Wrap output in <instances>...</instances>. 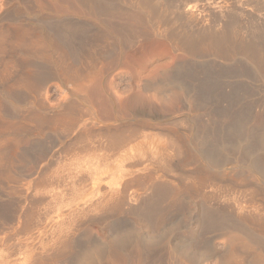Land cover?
Instances as JSON below:
<instances>
[{"label": "rangeland", "instance_id": "374dc122", "mask_svg": "<svg viewBox=\"0 0 264 264\" xmlns=\"http://www.w3.org/2000/svg\"><path fill=\"white\" fill-rule=\"evenodd\" d=\"M171 1H175L174 3L178 8L181 7L179 8L181 10L192 1H197L198 4L206 2V0ZM133 2L134 0H120L112 6L125 7L127 11L132 10L137 17L144 15L143 18H138L137 21L140 23L134 20L137 18L135 15L126 21L130 23L133 21L131 24L127 23L129 32L139 33L133 34L136 42H134L135 48L133 45L120 58L108 56L106 58L100 56L99 53L94 55L93 64L97 66L100 73L83 92L77 91L70 82L63 85L56 78L55 80L53 78L55 70L50 68L52 65H49L47 61L32 59L33 63L37 60L35 63L45 72L40 70L37 75L44 74L43 76L50 78L43 89H40L41 92L38 91V95L34 93L38 98L35 95L34 98L30 97V94H27L21 86L15 89L13 94L8 93L6 89L14 84L15 77L23 73L21 63L27 56L15 53L13 58L16 61L15 66L17 64L18 67L13 69L15 67L13 65L8 70L4 65L2 53H0V209L2 210L0 214L12 215L8 218L7 224L4 226L0 224V264H19V258H29L20 264H30L34 262V259L30 260L31 258L35 257L38 260L46 258L53 251V244L59 238L68 237L74 242L75 247L70 260L67 263L63 262L68 264L74 261L83 249L93 245H97L101 250H108L111 246V238L126 230L134 231L132 235H126V238L140 235L146 237V234H150L137 219L136 210L144 199L149 198L151 192L144 189V185L137 179L129 186V190L130 192L137 191L141 198L131 205H124L125 207L119 211L105 209L108 212L95 210L86 213L77 210L93 189L92 182L89 180L87 183H74L70 172H76L77 163L88 168V163L92 158H95L92 162H95V167L99 169L95 176L103 179L101 182L103 189L123 182L122 172L119 170V173L118 169H125L126 162L129 164L140 160L141 164L135 168L137 170L135 176L144 178L150 174L155 181L167 183L173 189L177 187L181 189L183 185H192V183L194 185V181H197L196 177L192 179L193 177L187 178L184 175L197 169H209L218 174L217 177L221 181L215 186L205 188V194H208L205 201H202L203 197L186 193L185 196L181 193L174 202L167 198L168 200H165L167 202L160 203L163 206L166 205L168 210L164 215L166 224L163 222L164 227L158 232L163 231L157 234V238L162 239V246L170 255H172L170 252L173 251V245L183 249L186 244L194 241L199 243L198 248L201 251L203 250L201 247L205 249L207 245H213L221 256L227 252L228 247L224 245L221 238L210 239L211 236L216 235V230L198 228L194 231L195 220L198 219L201 210L199 208L210 207L212 209L213 207L212 211H215V214L216 212L222 214V217L219 213L217 214L220 218L226 219L229 223L233 222L232 224L242 223L241 225L245 228L257 230L252 220L258 218L264 221V179L261 172L251 174L250 167L253 163L260 168L264 165V123H258L259 118L248 123L235 122V120H230V117L227 118L235 113L248 114L250 104L254 106V114L261 115L264 105L260 103L264 104L262 102L264 99L261 101L258 97H264V84L257 83V87L252 84L241 85L240 91L243 93L239 91L236 97L227 91L228 86L230 87V79L224 78L221 83L224 87L221 86L223 89L227 87V92L222 91L228 96L224 98L225 95L221 96V93L219 91L217 93V89L214 88L220 83H217L219 80H214L217 81L215 83L213 81L215 75H211L213 74L211 72L213 70L212 55L202 51L203 53L200 52L195 56L196 59L190 55L187 58V52L176 51L174 53L169 46L164 45L166 42H162L165 47L160 46L161 41L158 40V42L151 35L152 29L156 26L155 22L144 9H139L138 6L133 7L136 6ZM174 3H171L172 9L175 6ZM135 8L143 11H137ZM137 12H140L139 16ZM60 13L73 15L72 17L81 15L87 17V13L72 0H11L7 4L4 0H0V31L6 30L10 34H16L26 30L25 32L32 33L35 30L34 25L39 23L41 18L46 17L52 21V18ZM210 20L211 18L207 19L206 26L211 25ZM170 21L168 19L166 23L171 25L172 21ZM140 24L143 26H139ZM151 39L158 43L150 42ZM83 60L80 56L79 61L84 64ZM183 63L186 65H184L186 70L190 67L196 66L195 69L198 67L197 70H193L195 77L186 75L187 77H183L184 82L182 78H176L174 72H171L179 66L185 68ZM174 65L177 67H172ZM5 69H7L6 72ZM187 78L191 79L187 80ZM201 78H206V80ZM195 81L200 85L203 83L201 86L205 89L199 87ZM127 85L129 87L133 85L135 88H132L133 86L129 88ZM246 85L250 86L253 91ZM250 93H252L251 96ZM17 95L22 97L17 99L15 98ZM11 97L17 101L14 102ZM232 98L235 100L233 104L229 103ZM252 100L254 101L251 102ZM257 100L258 104H252ZM243 107H247L248 110L247 108L244 110ZM262 107L263 109H260ZM74 110H78L80 114L78 123L76 122L78 125L75 123L68 130L60 125L49 126L50 128L45 125L46 127L43 126L41 130L37 125L40 117L51 118L58 113L65 116ZM228 111H232V114H227ZM29 115L32 118H29ZM148 122L149 125H145ZM129 126H140L138 135L136 134L128 145L129 149L132 147L133 149L129 150L127 147L124 151L114 150L118 152L115 156H113L115 153L113 150H111L113 153H110L109 149L105 152L106 149H103L105 148L103 146L106 144L109 131ZM177 133L181 135L184 149L181 154L175 155L176 153L169 151L172 149L165 150L163 145L167 142L171 143L169 141ZM77 139L80 140L81 145L86 141L89 144L92 142L91 145L94 143L93 151L73 150L71 145ZM98 143H102L101 146ZM125 150L130 154L133 152V158L125 160L122 156ZM40 155L44 158H37ZM95 155L98 156L95 157ZM32 157L34 159H31ZM38 159L39 161H36ZM207 160L220 163L221 167L208 165ZM95 167L91 165L89 170H96L93 169ZM42 177L48 180L43 181ZM206 200H208L207 203L203 205ZM29 216L34 221L30 227L28 226ZM133 239L135 238L129 241ZM238 249L235 248V253L243 252L244 254L241 255L246 256L245 258H250L257 252V250H245L242 247ZM120 251L121 249L118 252ZM122 253L125 252L121 251L118 255L124 256L125 254ZM169 258H167L168 264H175L172 256ZM54 260L56 259H51L47 264H62L61 261ZM185 261L184 264H192V260ZM217 261V256L210 257L200 264H217ZM34 264L40 263L34 262Z\"/></svg>", "mask_w": 264, "mask_h": 264}, {"label": "bare ground", "instance_id": "6f19581e", "mask_svg": "<svg viewBox=\"0 0 264 264\" xmlns=\"http://www.w3.org/2000/svg\"><path fill=\"white\" fill-rule=\"evenodd\" d=\"M4 1L5 4H7L11 0H4ZM72 1L75 4L79 5L80 8L87 13V17L85 16L86 18L83 17L82 15L72 17L73 15L60 13L57 14V16L55 15L56 17L52 18V21H49L46 17L41 18L39 23L34 25L35 30L32 33L25 32L26 30L24 32L16 33V34H10V32L9 31L7 32L6 30L0 31V53H2L3 56L2 59L4 60V65L8 70L11 69L13 65L15 66L16 61L13 58L15 56V53H19L20 55L26 54L25 56H27L26 58H23V62L21 63V67L23 68V73H19L18 75L16 74L17 77H15L13 81L14 84H12L9 88L6 89L8 93L14 92V90L20 86L24 88V90H26L27 94L28 93L30 94L29 95L30 97L33 98L35 94L38 95L39 92H41L43 87L47 84L48 79L50 78L43 76L44 75L43 73L45 72H43L41 70L42 68H40V66L35 63L37 60H41V61L45 60L48 62L49 65H52L50 68H54L55 71L53 73L54 77L53 75L51 77H53L54 79L56 78L63 85H67V83L70 82L75 86V89L77 91L83 92L90 85V83L96 80V77L100 73L97 66L93 64L94 55L99 53L100 56L106 58L108 57L120 58V56L126 53L127 50H130L133 45L135 48L136 42L133 34H139V33L135 32V30L133 31L135 33L129 32L127 25L129 21L126 22L135 14L134 12H132V10L129 11L128 9L127 11L126 9H124L125 7L119 8V6L117 7L112 6L113 3H115L116 1L119 2L120 0H114L115 2L112 0H72ZM170 2L174 3L175 1L173 2L170 0L168 3V0H134L133 2L136 4V6L133 7L138 6L137 8L144 9L146 13L149 15V17H151V19L155 22L156 26H154V28L152 29L151 35L155 37V40L161 41L160 46L163 45L162 42H166V44L164 45L169 46V49L172 50L174 53L176 51L187 52L188 54L187 58L190 55V57L196 59L195 56L200 54V52L202 51H206V53L208 52L209 54H211L212 55L211 63L213 65V70L210 67L212 70L211 72H213V74L211 75H215V78H217L215 79L212 77L213 81L219 80L218 82L217 81L216 82L220 83L216 85L214 88L217 89L216 90L217 93L218 91L221 93V96L225 95L224 98L227 96L225 93H223L224 90H225L224 92L228 91L230 92V94L237 97V94L241 92L240 91L241 85L252 84V86L257 87L258 86L257 83L264 84V0H209V1L206 0V2L202 4L201 3L198 4L199 2L197 3V1L195 2L192 1V3H188L183 10L179 9L181 7L178 8L175 3H174L175 4L174 8L177 9L173 10L174 8L172 9V5ZM137 11H143V10H137ZM139 13L137 14L138 16ZM143 16H144L143 14L140 17L136 16L137 18L135 17L136 19L134 20L136 22H139L137 21L138 18L141 17L143 18ZM87 18L90 19L87 20ZM209 18H211L210 20L211 25L206 26L205 22ZM168 19L172 21L171 25H168L166 23ZM121 20L125 22H120ZM92 21L95 23H93ZM160 22L162 23L161 25ZM131 23H133V21ZM134 24L137 25L136 23ZM139 26H143V25L140 24ZM144 27L146 26L144 25ZM144 37L145 36H143V38ZM153 40L151 39L150 42H153ZM158 42L154 41L153 43H158ZM80 56L84 59L83 60L85 62L84 64L83 62L79 61ZM185 56L186 55H184V57ZM123 57H125V55ZM32 59H37V60L33 63L34 60ZM184 65L185 63H183V66ZM16 66L18 67L17 64ZM16 66L13 67V69L17 68ZM172 67H177V66L174 65ZM195 67L196 66H194L193 68L190 67L188 70H186V67L183 68L179 66L176 69H172L174 71L171 72H174L175 74L174 76L176 78L178 79L182 78L183 80L182 79L180 80L184 82L185 79L183 77H187L188 75L195 77L193 70L198 69V67L197 69H195ZM7 69H5V72L7 71ZM40 70L43 72L42 73L43 75H37V72H40ZM9 75L12 74L9 73ZM224 78H227L228 80L230 79L231 82L230 87L228 86L229 90L227 91H226L227 87L225 86L226 88L223 89L222 88L223 85L221 84ZM188 79L191 78H187V80ZM201 79L206 80V78H201ZM132 84L135 85L133 82ZM198 84L199 83H197V85ZM201 85H203V83ZM201 85L199 84V87ZM147 86L144 87L146 88ZM179 86H183V85H179ZM201 87L205 89L203 86ZM254 87H252V89ZM132 88H135V86H133ZM248 88L251 90L250 86H248ZM183 89L185 90V88ZM132 91H137V90H132ZM185 91L187 92V90ZM7 92L5 91V93ZM242 93L243 92H241V94ZM252 93H250V96ZM247 94L248 92L246 93V95ZM253 94H255V92ZM37 95L35 96L37 97ZM20 97L22 96L19 97L18 95L15 96V98L17 99H20ZM15 98L13 99L11 97V100L15 102L16 100ZM258 98L261 101L262 99H264V97L263 98L258 97ZM27 100L29 99L27 98ZM184 100L182 101L185 103ZM254 100H252L251 102H253ZM234 101L235 100L232 98L230 99L229 103L233 104ZM256 102H258V100L252 104L254 105L258 104ZM262 102H264V100ZM260 104L264 105L263 103ZM248 105L249 104H247V106ZM233 106H235V104ZM240 107H242V105H240ZM246 108L247 107L245 108L243 107L244 110ZM248 108H250L249 109L250 112L247 111ZM248 108L246 110L248 114H242V113L232 114L231 113L232 111H228L229 113L227 114L231 113L232 115L227 116V118L230 117V120L232 119L235 120V122L239 121L242 123L243 121L248 123L250 121H253V119L259 118L258 120L260 121L262 120V122L260 121L258 122V120H254V121L258 123H264V113H263L264 110L262 111V114L260 113L261 115L257 116V114H254L255 110L253 105L250 104ZM260 109H263V107ZM224 115L226 118V114ZM32 116L29 115V118H32ZM79 117L80 114L78 110L68 112L65 116L64 115L62 116L61 113H58V115L51 118H46V117L38 118L37 125L41 130L46 126L49 127L53 125L56 126L60 125L65 130H68L76 122L78 123L77 120H79ZM77 123L76 125H78ZM147 124L149 125V122L146 123L145 125ZM140 126L122 127L114 131L110 130L109 135L106 139L107 141L105 140L106 144L103 142V145L105 144V146H103L105 147L103 149H106L105 152L107 151V149L110 150V153H113L111 152V150L113 151L114 150L124 151V149L127 150L130 141L135 138L134 136L136 134L138 135ZM85 130L87 131L90 129H85ZM182 141L183 140L181 138V135L177 133L174 135L173 139L169 141L171 143L167 142V144L163 145V148H166L165 150L172 149L169 151H173L174 153H176L175 155L181 154L182 150L184 149V145ZM79 143L80 140L77 139L76 142L71 145V148H73V150H78L79 152L82 151L88 152L89 150L93 151L92 145H94V143L92 145H91L92 142L89 144V142L87 143V141L82 145L81 143L80 144ZM98 144L101 146L102 143H98ZM130 149H133V147ZM126 150L125 153L122 154L124 159L128 160V158L129 159L133 158L132 156L133 152L132 154H130V152ZM42 153L41 155L44 156V154ZM115 154H118V152H115L113 156H115ZM41 155L39 157L37 156V158L45 157V156L42 157ZM144 155H146V153ZM91 156L93 155L91 154ZM97 156L98 155H95V157ZM31 159H34V157H32ZM94 159L95 158H92L91 162L89 161L88 168L87 167L85 168L83 164L76 162L77 163V167L75 166L76 172L74 171H71L72 173L70 172L71 174L70 177L72 178L73 181H75L74 183L82 184V183H87L89 180L92 182L93 189L87 194V197L84 200L82 206H79L77 210L86 213L95 210L101 212H108L105 211V209L119 211L125 207L124 205H131V203H134L135 201H138L141 198V195L137 193V191L130 192L129 190V186L132 185V182L135 179L140 180V183L144 185L143 186L144 189L150 191L151 194H149L150 195L148 196L149 198L144 199L140 203L138 209L136 210L138 217L137 219L139 220L140 224H142L143 228H145L147 231L150 232L149 234L150 236L148 234H146V237H143L142 235L140 236L138 235L139 237L128 236L129 239L135 238L133 239V241L131 240L129 241V239L126 238V235H132L134 233L133 230L129 229L126 230L124 233L118 235L116 234L117 236L114 235L111 238V246H109L108 250H101L97 245H93L87 249L86 248L83 249L75 257L74 261L72 262L70 261L69 263L71 264H168L169 262L167 258L172 256V259L175 260V264H184V262H186L185 260L187 261L192 260L191 261L192 264H200L202 262L204 263L205 259L217 256L218 258L217 264H264V221L258 218L252 220L253 224L257 227V230L248 227L245 228L241 225L242 223L232 224L233 222L229 223L226 219L220 218V216L217 215L219 212H216L215 214L214 213L215 211L214 212L212 211V209H214L213 207L212 209L210 207L199 208L201 209L200 214L197 217L198 219L195 220L196 225L193 229L194 231H196L195 229L198 230V228L211 229L214 231L216 230L215 231L216 235L211 236L210 239L221 238L224 245L228 247V250L227 252L225 251L226 253L224 255L221 256L218 253V251H216L213 245L208 246L207 244H205L207 245V247H205V249L204 247H201L203 248V250L202 251L199 250L200 249L198 248L199 243L197 241L186 244L183 249H179L177 245L176 246L173 245V251L170 252L172 253V255H170L166 253L165 248L162 246L163 245L162 239L159 240L157 238L158 236L157 234L158 233L161 234L160 232L163 231L161 230L158 232V230L163 229L164 227L163 225L166 224L164 221V215L168 210V207H166V205L163 206L160 203L162 201H165L167 198L172 199V202H174L175 199L178 197V195L181 193L184 194L186 193L187 195L193 194L197 197H203V200L202 199L200 200L205 201L204 199H206L208 196V194L207 195L205 194V188L212 185L215 186L216 184H218L217 182L221 181V179L217 177L218 174L215 173L214 171L202 168V169H197L196 171L191 172L187 175L181 174L184 175V177L186 176L187 178L193 177L192 179H194V177H196L195 179H197V181L195 182L193 180L194 185L192 183V185L191 184L183 185L184 187L182 186L181 189H178L179 187L173 189L167 183L155 181V179H153L149 173H148L149 175H147L144 178L143 176H138V177L135 176L136 175L135 173L137 172L135 168L141 164L140 163L141 160L136 162L133 161L129 164H127L126 162L125 165H127V167L125 169L123 168L118 169V172L119 170L122 172L121 178H123V182L119 183L118 185L114 184L112 186H108L107 189H103L101 185L102 184L101 182L103 181L102 177L95 176L96 174H98L97 171L99 169L98 167H95L96 163L92 162V160ZM40 160L42 161L43 159ZM33 161L34 160H32V162ZM36 161H39V159ZM207 164L214 165L216 167H221L220 163H215L211 160H207ZM91 165H94L95 168L93 169L96 170H89L91 169ZM262 166L264 167V165ZM250 167H251V174L261 172L262 173L261 176L264 179L263 167H262L263 169L260 168L256 163L251 164ZM42 179L43 181L48 180L47 178H43V177ZM45 182L47 183V181ZM143 187L141 185V190ZM202 201L200 202L202 203ZM207 201L208 200H206V202L202 204L205 205ZM0 211L2 210L0 209ZM219 214L222 217V214L221 213ZM10 215L9 213L0 214L1 226H4L5 224L8 223V218L12 216ZM31 216H29L30 217L29 225H28L29 227L34 224V221L32 220ZM53 246L54 249L48 257L43 259L39 258V260L38 258L36 259L34 257L31 258L30 260L33 261L32 259H34V262H38L40 264H47L48 262H50L51 259H56L58 261H61L62 264H64L63 262L67 263L68 260H70V257L73 252V248L75 247L74 242L68 237L59 238L54 242ZM239 247H242L245 250L246 249L257 250V252L256 254H254V256L252 255V257L250 258L249 257L245 258L246 256L244 257V255L243 256L241 255L244 254L242 251H241L242 253L240 254L238 252L235 253V248L238 249ZM118 249L124 251L125 253L122 254L125 255L119 256L118 254L121 251L118 252L119 251ZM27 259L29 260V258H25V259L19 258V262L22 263L23 260L26 261ZM34 262L32 263L30 262V264H34Z\"/></svg>", "mask_w": 264, "mask_h": 264}]
</instances>
